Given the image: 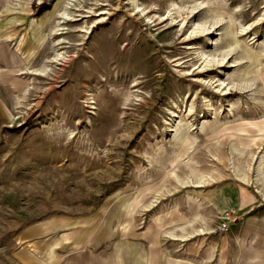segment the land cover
<instances>
[{"label":"rangeland","instance_id":"1","mask_svg":"<svg viewBox=\"0 0 264 264\" xmlns=\"http://www.w3.org/2000/svg\"><path fill=\"white\" fill-rule=\"evenodd\" d=\"M262 167L264 0H0V264H264Z\"/></svg>","mask_w":264,"mask_h":264},{"label":"bare ground","instance_id":"2","mask_svg":"<svg viewBox=\"0 0 264 264\" xmlns=\"http://www.w3.org/2000/svg\"><path fill=\"white\" fill-rule=\"evenodd\" d=\"M71 2H72V0H71ZM204 3V2H203ZM182 5V4H181ZM192 5V4H191ZM71 6H74L72 3H69L68 5L67 4H65L64 6H63V9H62V11L60 12V14H59V16H60V18L62 19L61 21H58V26H60L58 29H57V32H56V34H59V35H62V34H64L65 33V27L64 26H61V24H65V23H67V21L69 22V21H77L76 19H74V18H72V17H75V16H70L71 14H69V12L67 11V9H71ZM180 7V6H179ZM185 7V6H184ZM191 7V6H190ZM181 8V7H180ZM192 8H193V5H192ZM194 9H196V8H194ZM181 11V10H180ZM214 14V13H213ZM217 14V13H216ZM79 16H81V15H79ZM208 16V15H207ZM81 17H85V16H81ZM88 17V16H87ZM211 18V17H210ZM203 19V18H202ZM217 20L218 19H214L213 21H212V23L214 24V23H216L217 22ZM208 21V20H207ZM204 22V21H203ZM205 25V24H204ZM192 26V25H191ZM217 26H218V24H217ZM250 27V26H249ZM206 28V27H205ZM214 28V27H213ZM245 28H247V27H245ZM244 28V29H245ZM242 30V29H241ZM59 31V32H58ZM192 32L191 33H194V32H196L197 31V33H198V31L200 32H202L203 31V28L202 27H199L198 25L195 27V28H193V30H191ZM243 31V30H242ZM246 32V31H245ZM243 33H244V31H243ZM242 33V34H243ZM195 34V33H194ZM199 34V33H198ZM58 43L59 44H64V43H66L65 41H64V39L62 40H59L58 41ZM219 48V47H218ZM222 48V47H221ZM224 48V47H223ZM226 49V48H225ZM219 50V49H218ZM221 50V49H220ZM231 50V49H230ZM222 51V50H221ZM215 52H217V50H215ZM226 52V53H225ZM224 52V54L226 55L227 53H228V51H225ZM231 52V51H230ZM220 53V52H219ZM223 54V55H224ZM202 55V54H201ZM202 57V56H201ZM213 58H214V56H212ZM218 57V56H217ZM225 57V56H224ZM248 57V56H247ZM65 58V55H64V53L63 52H59V53H57V55H56V59L57 60H60V59H64ZM213 58L211 59L212 61H210V60H207V59H205V61H203V62H205V66H208V65H210L212 62H213ZM225 59V58H224ZM223 59V57H221V58H219V59H215L214 58V62H215V64L217 63V64H220V63H222V61L224 60ZM213 64V63H212ZM214 64V65H215ZM216 64V65H217ZM204 66V67H205ZM209 67V66H208ZM207 67V68H208ZM203 68V67H202ZM210 68V67H209ZM204 69V68H203ZM219 81V80H218ZM249 88V87H248ZM27 89V88H26ZM227 89V88H226ZM208 102V101H207ZM210 107H211V104L210 103H208L207 105H206V109H210ZM209 111V110H208ZM186 112H187V114L188 115H192V109L191 108H189L188 109V111L186 110ZM186 114V115H187ZM173 117H176L175 116V114H174V116ZM185 129V128H184ZM179 130V129H178ZM177 130V131H178ZM183 134V133H182ZM175 136H177V138H179V137H181V136H184V135H181V131L179 130L178 132H177V135H175ZM181 139H183V137L181 138ZM181 139H179V140H181ZM175 140H177L176 138H175ZM178 141V140H177ZM191 143H194V142H191ZM190 143V144H191ZM234 150L235 151H237L238 149H237V146H235V148H234ZM236 172V171H235ZM191 174H192V171H191ZM194 174V173H193ZM236 175H237V172H236ZM193 176H195V175H193ZM199 176V175H198ZM243 176V175H242ZM239 177V179L240 180H242V182H244V185L246 184V183H249V181H247V179L245 180V178L244 177H241V176H238ZM247 178V177H246ZM257 178L260 180L259 181V183L260 182H262L261 184H262V186L264 187V167H262L261 169H259V174L257 175ZM178 180V179H177ZM204 179H203V175L201 176H199V177H197V178H195V181L193 182L197 187H201V186H203L204 185V181H203ZM207 181V180H206ZM210 181V180H209ZM257 181V180H256ZM208 183V182H207ZM206 183V184H207ZM210 183V182H209ZM255 183V182H254ZM257 183V182H256ZM205 184V185H206ZM181 185L185 188L186 186V182L185 181H181ZM246 186H248V184L246 185ZM261 188V187H260ZM247 189V188H246ZM205 230V229H204ZM198 231H200V230H198ZM203 231V230H202ZM171 233V232H170ZM173 233V232H172ZM172 233H171V235H169L171 238H174L175 236L174 235H172ZM182 238V237H181ZM188 238V237H187ZM186 239V238H185ZM185 239H180V241H185ZM177 240V239H176ZM188 240V239H187Z\"/></svg>","mask_w":264,"mask_h":264},{"label":"crops","instance_id":"3","mask_svg":"<svg viewBox=\"0 0 264 264\" xmlns=\"http://www.w3.org/2000/svg\"><path fill=\"white\" fill-rule=\"evenodd\" d=\"M23 256L25 257L26 262H27V263H23V264H38V263H36V259H35L36 254L31 253V252H27V255L24 254Z\"/></svg>","mask_w":264,"mask_h":264},{"label":"built area","instance_id":"4","mask_svg":"<svg viewBox=\"0 0 264 264\" xmlns=\"http://www.w3.org/2000/svg\"><path fill=\"white\" fill-rule=\"evenodd\" d=\"M226 229V224H222L220 227H219V230L220 231H225Z\"/></svg>","mask_w":264,"mask_h":264}]
</instances>
